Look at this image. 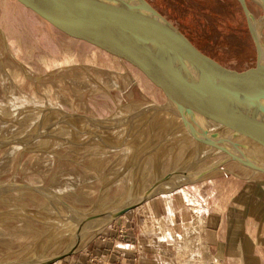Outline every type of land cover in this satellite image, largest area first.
<instances>
[{"label":"rangeland","instance_id":"obj_1","mask_svg":"<svg viewBox=\"0 0 264 264\" xmlns=\"http://www.w3.org/2000/svg\"><path fill=\"white\" fill-rule=\"evenodd\" d=\"M146 1L209 56L254 61L237 0ZM246 3L264 44L263 8ZM164 104L130 64L0 0V264L46 261L72 247L55 264H71L70 255L89 264H224L212 249L220 244L231 264H264V175L200 157L170 131ZM172 126L184 134L178 120ZM10 147H18L13 157ZM155 184L106 226L85 221ZM87 229L96 230L75 244Z\"/></svg>","mask_w":264,"mask_h":264},{"label":"water","instance_id":"obj_2","mask_svg":"<svg viewBox=\"0 0 264 264\" xmlns=\"http://www.w3.org/2000/svg\"><path fill=\"white\" fill-rule=\"evenodd\" d=\"M14 1L58 32L139 70L162 92L170 131L194 150L213 154L219 163L231 162L264 175V164L257 161L264 159V44L260 19L252 14L246 0L237 2L255 58L252 63L238 65L225 64L199 50L146 0ZM258 1L264 12V0ZM173 115L181 119L183 135L173 128ZM195 118L213 124L216 131L196 133ZM156 185L135 202L85 221L106 226L138 206ZM21 187L52 196L42 189ZM95 230L79 233L74 243ZM72 248L50 260L25 264H55Z\"/></svg>","mask_w":264,"mask_h":264},{"label":"bare ground","instance_id":"obj_3","mask_svg":"<svg viewBox=\"0 0 264 264\" xmlns=\"http://www.w3.org/2000/svg\"><path fill=\"white\" fill-rule=\"evenodd\" d=\"M10 75V74H9ZM13 76H15V75H13ZM97 77V76H96ZM13 78V77H12ZM106 79H104V80H102L103 81V83H104V85H106V86H108V87H115L116 85L111 81V79H109L108 77H105ZM13 79H15V78H13ZM99 80V79H98ZM100 81V80H99ZM101 82V81H100ZM93 83V82H92ZM91 84V83H90ZM96 85V84H95ZM125 85V84H124ZM83 86V85H82ZM125 87V86H124ZM106 88V87H105ZM115 89H116V87H115ZM126 90V89H125ZM94 91V90H93ZM50 92V91H49ZM130 92V91H129ZM127 97V96H126ZM132 98V97H131ZM32 99V98H31ZM34 100V99H33ZM17 101V100H16ZM36 102H38V101H36ZM18 103V102H17ZM27 103V102H26ZM10 107V106H9ZM157 107V106H156ZM159 109V108H158ZM58 110V109H57ZM160 110V109H159ZM162 110V109H161ZM62 111V110H61ZM162 113L163 114H165V115H168V113L166 112V110L163 108V110H162ZM30 114V113H29ZM13 115V114H12ZM33 114H31V116H32ZM67 116V115H66ZM85 117V116H84ZM38 118H39V116H38ZM37 118V119H38ZM91 119V118H90ZM172 119L173 120H178L179 122H180V125H182L181 123H182V121H181V119L179 118V117H177L176 115H173L172 116ZM195 119H197V118H195ZM86 121V120H85ZM126 122V121H125ZM120 123V122H119ZM84 124H85V122H84ZM5 126V125H4ZM3 126V127H4ZM16 126H18V125H16ZM194 129H195V131H196V133L198 132V133H200V134H202V131H204V132H206V134L207 135H209V134H212V133H214L216 130V127L213 125V124H210V123H207L206 121H202V120H199V119H197L196 121H195V125H194ZM13 130H15V129H13ZM56 130V129H55ZM11 131V130H10ZM47 133V132H46ZM81 134H82V132H80ZM37 136V135H36ZM31 137V136H30ZM66 139V138H65ZM181 140V139H180ZM224 146H226V144H224ZM227 147L229 148V145H227ZM18 148V147H17ZM17 148L16 147H10V149L8 150V155L10 156V157H13V156H15V154H16V152H17ZM206 148H208V149H211V150H214V149H212V148H209V147H206ZM19 151V150H18ZM199 152V151H198ZM214 152H217V153H219L218 151H216V150H214ZM199 154H200V157H205V156H213V154H208L207 152H199ZM146 161V160H145ZM257 161L259 162V163H263L264 164V159H257ZM154 164V163H153ZM69 190V189H68ZM70 190H72V188L70 189ZM59 193V192H58ZM60 193H62V192H60ZM17 240V239H16Z\"/></svg>","mask_w":264,"mask_h":264},{"label":"crops","instance_id":"obj_4","mask_svg":"<svg viewBox=\"0 0 264 264\" xmlns=\"http://www.w3.org/2000/svg\"><path fill=\"white\" fill-rule=\"evenodd\" d=\"M229 222H231V221H229ZM241 222H242V224H246L247 219L246 220L245 219L244 220L242 219V220L239 221V223L241 224ZM229 246L230 245H228V247ZM226 248H227V245H225V244H222V245L220 244V245H217L216 247H213L212 246V249L215 250V253L222 257V261H223L224 264H231L232 263L231 260H230L231 258L230 257H228V258L224 257L225 255H228ZM221 249H222V251H221ZM229 254H233V253H229ZM235 254H237V253H235ZM67 259L70 260V263L71 264H89V263H87L86 255H84L82 257H79V258H77V256L70 255V256H68ZM122 264H134V263H133L132 260H130L129 258H127V260H125V263H122Z\"/></svg>","mask_w":264,"mask_h":264}]
</instances>
